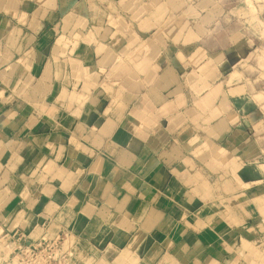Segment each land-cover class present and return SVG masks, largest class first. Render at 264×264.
<instances>
[{"label":"crops","instance_id":"1","mask_svg":"<svg viewBox=\"0 0 264 264\" xmlns=\"http://www.w3.org/2000/svg\"><path fill=\"white\" fill-rule=\"evenodd\" d=\"M232 2L0 0V235L264 264V84Z\"/></svg>","mask_w":264,"mask_h":264},{"label":"rangeland","instance_id":"2","mask_svg":"<svg viewBox=\"0 0 264 264\" xmlns=\"http://www.w3.org/2000/svg\"><path fill=\"white\" fill-rule=\"evenodd\" d=\"M232 1L237 8L235 19L238 32L235 37L252 46L249 48V55L242 58L241 64L257 79H262L264 84V0ZM216 20L213 19L212 23ZM213 30L209 31V38L217 36L213 34ZM61 242L57 235L53 238L30 240L20 234L14 235L13 231L1 234L0 264H113L100 258H86L82 252L72 250L73 244L64 245Z\"/></svg>","mask_w":264,"mask_h":264},{"label":"built area","instance_id":"3","mask_svg":"<svg viewBox=\"0 0 264 264\" xmlns=\"http://www.w3.org/2000/svg\"><path fill=\"white\" fill-rule=\"evenodd\" d=\"M15 235V234H14Z\"/></svg>","mask_w":264,"mask_h":264}]
</instances>
